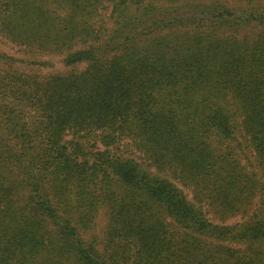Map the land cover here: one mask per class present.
I'll return each mask as SVG.
<instances>
[{
	"label": "trees",
	"instance_id": "16d2710c",
	"mask_svg": "<svg viewBox=\"0 0 264 264\" xmlns=\"http://www.w3.org/2000/svg\"><path fill=\"white\" fill-rule=\"evenodd\" d=\"M0 36L70 67L0 51V264L264 259V0H0Z\"/></svg>",
	"mask_w": 264,
	"mask_h": 264
},
{
	"label": "rangeland",
	"instance_id": "374dc122",
	"mask_svg": "<svg viewBox=\"0 0 264 264\" xmlns=\"http://www.w3.org/2000/svg\"><path fill=\"white\" fill-rule=\"evenodd\" d=\"M0 51L13 55L17 59L14 62V67L20 72L36 73L38 75H46L50 73L64 72L70 69V67L66 66L63 63V58H64L63 54H57V53L39 54V53L26 52V50H24L23 48L12 44L11 42L7 41L5 38L1 36H0ZM83 66H84L83 64H79L78 66H76V68H82ZM249 157H250L249 163H250L251 169H257L255 162H254L253 154ZM178 186L181 187L179 184ZM183 189L186 191L187 196L191 198V192L188 189H185V188ZM257 201L258 200H255V203H257ZM205 213H206L205 215L206 218L218 224V226L220 227L227 226L229 228H232L236 224H241V223L243 224L248 218L252 217L251 216L252 214L250 213L238 214V215L230 216L225 221H221V219L214 217L212 213L210 212L209 213L205 212ZM98 221H99V229H100L102 228L104 224V217L101 216V218H99ZM223 232H224L223 235L219 234L217 235V238H215V242H217L220 245H223L225 247L231 248L232 250H235L237 248L244 249L246 247L245 245L249 244L248 241L246 242L244 240H239L238 238H233V239L231 238L227 240L228 238H230L231 236L235 234V231H232L231 234H225V231L223 229ZM250 246L252 247V249H257L259 253L264 251V243L261 244L259 242H255V243L252 242ZM239 252L240 253L238 254H241L242 250ZM237 256L230 257L228 254H226V252L223 253V257L227 259L229 263L230 262L234 263ZM250 258L251 257H248L245 260V258L242 257V260H244L245 263L247 262L248 264H264V259L253 263V261L250 260Z\"/></svg>",
	"mask_w": 264,
	"mask_h": 264
}]
</instances>
